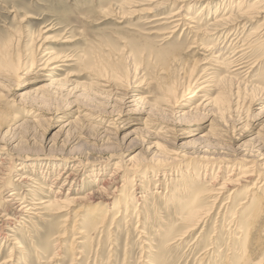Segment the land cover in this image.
Listing matches in <instances>:
<instances>
[{
	"label": "rangeland",
	"instance_id": "obj_1",
	"mask_svg": "<svg viewBox=\"0 0 264 264\" xmlns=\"http://www.w3.org/2000/svg\"><path fill=\"white\" fill-rule=\"evenodd\" d=\"M149 1L162 0H0V208L12 190L18 207L20 201L88 198L105 179L117 181L109 200H87L77 217L68 212L81 203L58 213L45 206L27 221L15 216L1 230L16 242L0 235V264L8 258L7 264H232L241 246L238 204L252 186L257 198L264 194V62L246 77L214 69L200 49L213 38H197L185 27L166 40L150 33L162 26L149 28L150 13L133 12L151 7L134 5ZM175 1L167 0L161 12ZM182 2L184 14L202 26L196 15L203 7L222 10L230 2L235 9L238 0ZM40 44L78 61L41 73ZM203 67L213 81L232 74L233 85L209 93L218 106L204 101L189 110L200 97L191 95L196 87L188 86L189 73ZM137 76L144 78L142 89L124 91ZM60 171L73 172L62 186L65 174L59 184L54 180ZM19 173L27 182L17 180ZM222 181L231 183L229 190L211 198L212 183ZM193 196L207 214L186 232L181 217ZM97 205L109 213L105 227L94 230L87 212ZM247 246L246 264L263 261L264 217Z\"/></svg>",
	"mask_w": 264,
	"mask_h": 264
},
{
	"label": "bare ground",
	"instance_id": "obj_2",
	"mask_svg": "<svg viewBox=\"0 0 264 264\" xmlns=\"http://www.w3.org/2000/svg\"><path fill=\"white\" fill-rule=\"evenodd\" d=\"M245 1L246 0H238L237 6L234 7L235 9H233V4L231 5L230 2H228V4L225 5V7H222V10H220L219 8L216 7L213 11L212 9L207 8V6L203 7L202 11H199L196 15V16H198L199 14L201 15V16H199V18L202 19V21L205 23L202 26H197L196 25L197 23L195 24V22H196L194 20L195 17L190 15L191 14L190 12L187 14H184L186 7H185V4L182 2V0H176L174 2V4H176V5H173V8L170 9V11L168 10V12H165V11L161 12V10H163L164 5L166 4L167 0L157 1V2H155V4L152 3L153 1H149L148 3L137 4V5L134 4L135 6H138V7L141 5H146V4H149L152 6L151 7L149 6V8L144 7V8H138V9H135V10L132 9V10H133V12L138 11V12H143V13H150L149 15L146 16L147 19L145 20V23H147L149 28H153L156 26H162L163 30H162V28L158 27L157 30H153L152 32L150 31V33H155V34L161 35L162 40H166V39L170 38L172 35L175 34V32L180 27H185L186 29H189V31L194 33V36L197 38H200V39L201 38H203V39L204 38H208V39L213 38L211 44L207 45L206 47H204L203 45L200 47V49L209 52V54L206 55V60L204 61V63H206L210 60L212 66L213 65L216 66V68H214V69H220V68L226 67V68L231 70L229 72H231L232 74L233 73L234 74L243 73V75H245V77H246L247 73L249 72V69H251L253 67H258L256 65H261L262 62H264V0H252V1H248V2H245ZM121 3L119 5H116L115 9L120 10L122 8V6L126 4V3L125 4H123V3L121 4ZM127 4H128V2H127ZM203 6H204V4H203ZM132 10H130V11L132 12ZM205 13H208V14L211 13L212 16L209 15V16H206V18H205V17H203V15ZM205 21H207V22H205ZM44 40L47 41L48 38L46 37ZM66 40H67V38L63 42H66ZM192 41H194V40L192 39ZM195 43H197V42H195ZM37 48H39L40 51L38 50L39 53H38V57L36 58V68H37V71H40L41 73H44L45 71H49L48 69L62 70L61 66H70V65H72V63L78 61L77 58L74 57L72 54H62L60 52H53L52 50H50L45 45L41 46V44H40L37 46ZM207 56H209V57H207ZM33 61L34 60H32L30 64H33ZM65 62H67V63H65ZM95 64H97V62ZM208 69H210V68L203 67L201 69V73H199V74L198 73L195 74V73H193V70H190L189 78H191V79L189 81L191 83L189 82L188 86H190V87L195 86L196 87V90L194 92H191V95L200 96V97L196 101L192 102L191 105H189L190 106V107H188L189 110L195 109L194 111H197L198 109H196V108H199L200 106L202 107V103L204 101H207L208 104L211 103L214 106H218L220 99L216 98L215 96L214 97L209 96V93L212 90H214L215 88H225L226 86H228V84L230 86L233 85V83H232L233 75L231 73H230L231 76L230 75H224L225 73L223 74V76L218 75L219 77H217L216 80L213 81L212 80L213 75L210 74L209 72H207ZM218 71H220V70H218ZM235 71L237 73H235ZM136 74L137 73H135V75ZM48 76H53V75L49 74ZM97 79H99V78H97ZM143 79L144 78L142 76H140V77L137 76L136 79H133L134 80L133 82L137 81V83L127 84L126 90H124V91H128L130 89V87H132V85L137 86V87L140 86V88H141L142 87L141 84H143V81H144ZM98 85H99V83H98ZM100 86H103V83ZM121 86H123L122 82H121ZM117 88H119V87H117ZM190 91H191V89H190ZM192 91H193V89H192ZM187 93H188V91H187ZM184 94H186V93H184ZM2 162L4 163V161H1V163ZM165 162H163V163H165ZM126 167L127 166H125V169H126ZM23 168L24 167L20 165L17 168V170L21 171V170H23ZM75 168H76V166H75ZM119 169H120V166L116 167L115 170H119ZM160 171H158V172H160ZM164 171H165V169H164ZM63 174H65V176L63 177V181L61 183V186L65 183L69 182L71 176L73 175V172L72 171H69V172L60 171L58 176L54 180L56 182H58L62 178ZM114 174H116V173L113 172L111 174V177L115 176ZM17 176H18L17 180L20 182H23L27 179V177L24 176L22 173L17 174ZM2 180H3V177L0 175V183ZM123 181H124L123 185H125L126 184L125 179ZM26 182H27V180H26ZM238 182H240V181H238ZM34 183L37 184V181L34 180ZM116 183H117V181H115L111 178L105 179L102 182V185L99 188H97L96 191H93V192L88 194V198H86L84 196L76 197L74 195L75 197L66 198L65 200L63 199L64 201L62 199H56V200L53 199L52 201L38 200L35 202L30 201L28 203L20 201L19 204H17V205H19L18 207L17 206L12 207V204H14L15 202H17V200H19L17 192L15 190H12L3 199V202H5L6 204L4 205V207L0 208V213H1L0 214V235L5 234L6 236L9 237L8 239L10 240V242L12 241V243H15L16 238L13 237V235H11L9 233L1 232L2 228L7 227V225L11 222V220L15 219V216L25 215L26 217L23 216L22 219L27 221V219H26L27 217L31 218L32 214L37 215L38 212L45 206L52 207L55 210V212L58 213V212H61L63 210L67 211V208L69 209V207L74 206V204L81 203L82 205L77 207V210L75 209V211H72L69 209L70 211L68 212V213H70V212L76 213L75 217H77L78 213L81 212L82 209L84 208L83 206H85V205H83V203H85L87 200H92L94 198H98V199L104 198L106 200H109L111 198L112 194H114L117 190ZM58 184H59V182H58ZM110 185L114 186V190L109 191V188H111ZM212 185L213 186L209 189L208 193H209V196H211V198L214 197V199H215V198H218L219 196L223 195L224 193L226 194V190H229L228 188L231 186V183L229 184L228 182L222 181V183H218V184L213 182ZM34 186H36V185H34ZM51 186L48 188L49 190H51ZM255 188L256 187H254V186H252L251 188H247L245 198L247 197L248 199L247 200H245V199L241 200L238 204L239 206L237 207V209L239 210L240 213H239V217L236 221V225H237L236 226L237 227L236 232H238L239 234L235 238L241 242V246H239L240 247L239 249H236L237 252H234L233 257H232L233 258L232 264H246L250 260V254H249L250 248L247 246V242H248L249 238L251 237V235L253 234L255 227L259 224L260 221H262V217H264V212H263L264 200L260 199V198H264V194L261 197L257 198L255 196V192L252 191V189H255ZM131 191H132V189H131ZM176 191H178V190H176ZM56 193L60 194L61 190H59V188H58ZM228 193H230V192H228ZM57 194H56V196H57ZM65 196L67 197V195H65ZM227 196H228L227 197V199H228L229 194ZM58 198H60V197H58ZM179 200L176 199L177 202H179ZM120 201L121 200H118L116 205L118 203H120ZM197 201H198L197 196H193V197H191L190 200L187 201V204L185 205V207H186V209H188V211L185 215H183V217H181V220L183 221L182 223L184 225L183 229L185 228V229L191 230V229L196 228L199 225L200 221L202 222L203 218L206 216L207 211L203 212V211H200L199 209H197L195 207L197 204ZM100 204H101V202H100ZM99 205H97L93 208H89L88 212H87V214H89L87 218H90L89 220H91L90 224H88V225L91 228H93L94 230L101 229L103 226L105 227L104 224L107 221V215L109 213V210L104 209L103 206H99ZM8 206L11 207V209L13 210V213L11 215H7V213H4L7 210ZM87 208H88V206H87ZM118 212H119V210H118ZM75 221H76V218H75ZM111 222H112V220H111ZM50 224H52V223L50 222ZM62 224L64 226V222H62ZM73 229L74 228H72V230ZM11 231H13V229ZM181 232H183V231L181 230ZM79 233L83 234L84 232L79 231ZM63 235L64 234H62L60 231H58L56 233L55 237L60 239V237H62ZM54 246H56V244ZM56 247H58V246H56ZM18 248L22 249V244L21 245L18 244ZM9 253H10V250H9ZM23 254H24V252H23ZM10 261H11V259H9V258L4 259L1 262V264H7ZM256 262L257 263H263L264 259H263V261L257 260Z\"/></svg>",
	"mask_w": 264,
	"mask_h": 264
}]
</instances>
